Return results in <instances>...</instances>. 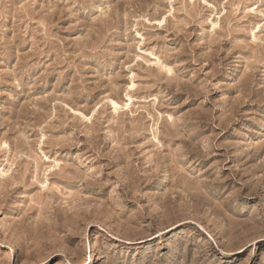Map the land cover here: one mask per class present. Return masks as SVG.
Masks as SVG:
<instances>
[{
    "label": "rangeland",
    "instance_id": "1",
    "mask_svg": "<svg viewBox=\"0 0 264 264\" xmlns=\"http://www.w3.org/2000/svg\"><path fill=\"white\" fill-rule=\"evenodd\" d=\"M0 264H264V0H0Z\"/></svg>",
    "mask_w": 264,
    "mask_h": 264
},
{
    "label": "bare ground",
    "instance_id": "2",
    "mask_svg": "<svg viewBox=\"0 0 264 264\" xmlns=\"http://www.w3.org/2000/svg\"><path fill=\"white\" fill-rule=\"evenodd\" d=\"M160 24V23H159ZM213 25V27H214V25L215 24H212ZM157 64L159 65L160 64V62H159V60L157 59ZM135 85L133 84V83H131V85H130V87H129V89H133V87H134ZM125 101H124V103H123V105H119L118 104V102H116V101H114V100H112V99H109V104H110V106H111V109H112V112L114 113V114H116V113H118V111L119 110H121V109H123L124 107H126L127 108V106H128V104L131 102V97H130V95H128V93H125ZM116 100V99H115ZM114 105H116V107H114ZM75 111V110H74ZM75 113H76V115L77 116H79L81 119H83V120H86L87 119V117H85L81 112H79V111H75ZM4 172V171H3ZM91 249V248H90Z\"/></svg>",
    "mask_w": 264,
    "mask_h": 264
},
{
    "label": "snow or ice",
    "instance_id": "3",
    "mask_svg": "<svg viewBox=\"0 0 264 264\" xmlns=\"http://www.w3.org/2000/svg\"><path fill=\"white\" fill-rule=\"evenodd\" d=\"M159 23H163V21H160ZM169 74H171V73L169 72ZM114 107H116V105H114ZM89 119H90V117H89Z\"/></svg>",
    "mask_w": 264,
    "mask_h": 264
}]
</instances>
